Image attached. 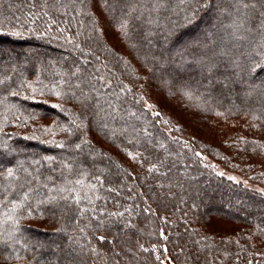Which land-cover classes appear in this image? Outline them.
Wrapping results in <instances>:
<instances>
[{
    "label": "trees",
    "instance_id": "16d2710c",
    "mask_svg": "<svg viewBox=\"0 0 264 264\" xmlns=\"http://www.w3.org/2000/svg\"><path fill=\"white\" fill-rule=\"evenodd\" d=\"M200 154L264 184V0H0V264H264Z\"/></svg>",
    "mask_w": 264,
    "mask_h": 264
},
{
    "label": "rangeland",
    "instance_id": "374dc122",
    "mask_svg": "<svg viewBox=\"0 0 264 264\" xmlns=\"http://www.w3.org/2000/svg\"><path fill=\"white\" fill-rule=\"evenodd\" d=\"M110 28V27H109ZM110 32L112 34H114L112 31H110V29L108 30V35H110ZM160 92L162 93V90H160ZM152 100H148V102H146V106L151 107L152 106V102L154 101V98H151ZM166 105L168 107H170L172 104H169L168 101H166ZM192 128H194L193 126H190ZM200 157L202 158V160L206 161V163L219 175H222L228 179H231L235 182H240L245 186L251 187L253 189H256L260 192H262L264 194V184L256 182L255 180H252L249 178L248 174L236 169L232 163L230 164H225L217 159H214L210 156H206L205 154H200ZM213 189V187H211Z\"/></svg>",
    "mask_w": 264,
    "mask_h": 264
},
{
    "label": "snow or ice",
    "instance_id": "6c2138e0",
    "mask_svg": "<svg viewBox=\"0 0 264 264\" xmlns=\"http://www.w3.org/2000/svg\"><path fill=\"white\" fill-rule=\"evenodd\" d=\"M245 7H247V5H245ZM76 147H77V148H79V147H80V145H76ZM8 174H9V176H11V175H12V171H11V169L9 170V173H8Z\"/></svg>",
    "mask_w": 264,
    "mask_h": 264
}]
</instances>
